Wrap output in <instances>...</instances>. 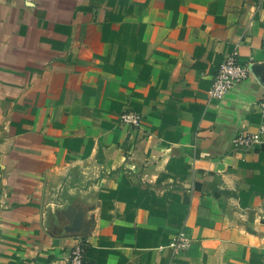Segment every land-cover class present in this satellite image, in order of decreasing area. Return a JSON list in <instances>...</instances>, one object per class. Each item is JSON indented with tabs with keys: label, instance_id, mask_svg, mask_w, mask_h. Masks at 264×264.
<instances>
[{
	"label": "crops",
	"instance_id": "obj_1",
	"mask_svg": "<svg viewBox=\"0 0 264 264\" xmlns=\"http://www.w3.org/2000/svg\"><path fill=\"white\" fill-rule=\"evenodd\" d=\"M262 100L264 0H0V264H264Z\"/></svg>",
	"mask_w": 264,
	"mask_h": 264
},
{
	"label": "built area",
	"instance_id": "obj_2",
	"mask_svg": "<svg viewBox=\"0 0 264 264\" xmlns=\"http://www.w3.org/2000/svg\"><path fill=\"white\" fill-rule=\"evenodd\" d=\"M237 53L233 52L222 60L212 77L211 87L208 91L211 99L223 97L233 87L248 79L250 68L239 61ZM258 112L262 119V124L258 134L241 133L236 136L233 145L238 148H249L260 140V135L264 133V100L257 104ZM119 124L127 125L131 128H138L141 124V116L132 111L126 110L119 115ZM192 244V239L183 230L179 231L169 243L173 252L185 250ZM90 242L86 237L77 238L75 243L67 251V264H94L88 257Z\"/></svg>",
	"mask_w": 264,
	"mask_h": 264
}]
</instances>
